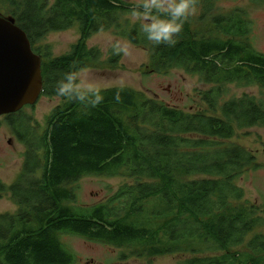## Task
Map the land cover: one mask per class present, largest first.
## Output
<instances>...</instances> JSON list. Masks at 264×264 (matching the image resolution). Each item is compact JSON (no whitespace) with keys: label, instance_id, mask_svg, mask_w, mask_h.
Instances as JSON below:
<instances>
[{"label":"trees","instance_id":"16d2710c","mask_svg":"<svg viewBox=\"0 0 264 264\" xmlns=\"http://www.w3.org/2000/svg\"><path fill=\"white\" fill-rule=\"evenodd\" d=\"M8 2L10 17L43 56L41 96L61 104L42 137H21L26 153L18 181L9 187L0 181V193L11 194L19 206L14 215H0V264H75L61 235L130 250L138 258L191 254L184 264H264V235L246 242L264 226V206H242L236 182L256 159L222 143L264 127V101L251 95L223 101L228 85L264 91V54L250 44L247 20L238 12L216 13L214 0H196L201 14L189 18L174 46L155 45L140 23L127 19L136 5L124 0ZM76 24L79 39L65 55L55 58L48 46L38 47L49 34ZM99 32L145 49L151 72L179 69L198 76L211 86L200 93L210 113L185 112L129 87L102 90L100 104L60 95L65 74H74L78 85L80 72L120 63V53L111 50L104 59L88 46ZM86 177L132 182L104 204L78 207L72 185Z\"/></svg>","mask_w":264,"mask_h":264},{"label":"rangeland","instance_id":"374dc122","mask_svg":"<svg viewBox=\"0 0 264 264\" xmlns=\"http://www.w3.org/2000/svg\"><path fill=\"white\" fill-rule=\"evenodd\" d=\"M132 5H137L140 0H124ZM216 13L230 15L240 13L250 24L249 42L259 53L264 54V5H255L251 0H214ZM10 3L8 0H0V13L10 16ZM201 14V9L196 8L191 17L196 19ZM127 19L132 23H142L131 16ZM79 39L78 25L70 30L51 33L42 40L38 47L48 46L53 57H61L68 53ZM119 45L121 61L114 69L104 66L96 70L89 69L80 72L78 85L82 90L89 86L102 90L111 87H129L135 91L143 92L149 98H155L165 104L176 106L185 112H206L207 107L200 100V93L211 88L200 82L198 76L187 74L179 69H172L167 73L158 74L151 72L149 53L140 47L134 46L125 38H118L112 32H99L89 39L90 48H98L103 58L106 59L111 50ZM223 101L232 98H240L243 95H251L264 101V91L257 86L242 87L228 85L225 87ZM61 104L59 98L42 96L30 109H26L21 116H30L37 127L38 135L46 129L47 119L52 111ZM6 134L10 131L5 128ZM226 147L239 146L251 152L256 162L245 170L237 179V185L244 192L240 204L242 206H264V127H256L236 133L232 140L222 142ZM25 147L16 145L4 153L0 158V181L6 187L15 184L23 170ZM201 178V177H196ZM132 181L125 178L86 177L72 185L76 193L78 207H91L107 202L117 190L126 183ZM19 211V206L13 200L11 194L0 193V215H14ZM264 235V226L251 233L246 242L255 235ZM64 247L75 257V264H184L183 262L193 258V255H165L160 257H136L133 251L117 249L109 245L90 242L73 235H61ZM244 247L235 250H243ZM124 255V258H123ZM220 254H217V256Z\"/></svg>","mask_w":264,"mask_h":264},{"label":"water","instance_id":"95a60500","mask_svg":"<svg viewBox=\"0 0 264 264\" xmlns=\"http://www.w3.org/2000/svg\"><path fill=\"white\" fill-rule=\"evenodd\" d=\"M42 92L40 57L15 19L0 13V116L34 106Z\"/></svg>","mask_w":264,"mask_h":264},{"label":"clouds","instance_id":"9594fccd","mask_svg":"<svg viewBox=\"0 0 264 264\" xmlns=\"http://www.w3.org/2000/svg\"><path fill=\"white\" fill-rule=\"evenodd\" d=\"M196 0H140L130 16L142 23V31L148 41L155 45L174 46L175 37L182 32L185 23L195 14ZM123 51L119 45L118 54ZM77 77L68 73L58 83V92L62 96L75 98L85 104H100L104 100L102 89L89 86L82 90L75 83Z\"/></svg>","mask_w":264,"mask_h":264},{"label":"flooded vegetation","instance_id":"af4514ba","mask_svg":"<svg viewBox=\"0 0 264 264\" xmlns=\"http://www.w3.org/2000/svg\"><path fill=\"white\" fill-rule=\"evenodd\" d=\"M32 50H33V46H32ZM34 54L37 55L35 52ZM37 56H39L41 59V67H42L43 56L41 55H37ZM41 97L42 96H40V98ZM32 107L33 106H25L22 110H20L17 113L0 116V158L3 157L5 152L14 149L16 145L20 144L24 146L21 137H31V136L42 137V134L41 136H38L36 134L37 127L35 126L31 117L21 116V114L25 112L26 109H30ZM5 128L10 131V136H8L6 132H4ZM25 153H26V148H25Z\"/></svg>","mask_w":264,"mask_h":264}]
</instances>
